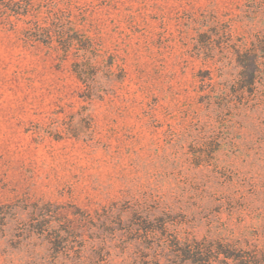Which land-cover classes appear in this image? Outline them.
<instances>
[{"label":"rangeland","instance_id":"374dc122","mask_svg":"<svg viewBox=\"0 0 264 264\" xmlns=\"http://www.w3.org/2000/svg\"><path fill=\"white\" fill-rule=\"evenodd\" d=\"M0 264H264V0H0Z\"/></svg>","mask_w":264,"mask_h":264}]
</instances>
